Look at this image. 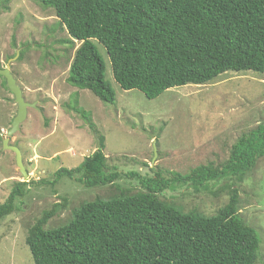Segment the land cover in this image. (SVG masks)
I'll return each instance as SVG.
<instances>
[{"label":"trees","instance_id":"16d2710c","mask_svg":"<svg viewBox=\"0 0 264 264\" xmlns=\"http://www.w3.org/2000/svg\"><path fill=\"white\" fill-rule=\"evenodd\" d=\"M10 1L0 0V9L8 10ZM38 2L54 10L68 42H80L66 81L89 89L103 102L112 103L114 91L104 80L105 64L91 39L106 49L118 85L138 89L150 99L171 87L207 83L228 70L264 73V0ZM69 106L96 133L76 97ZM99 143L75 167H59L51 179L32 182L54 185L67 177L87 187L113 185L120 173L106 164L101 138ZM263 155L264 122L242 133L220 165H197L169 178L159 172H129L140 185L135 192L121 189L84 200L66 222L45 228L61 205L55 203L28 227L25 243L34 264H255L259 238L241 216L237 181ZM225 178L235 180L228 201L212 214L184 211L159 197L171 184L203 186ZM28 182H15L0 203V220L14 211Z\"/></svg>","mask_w":264,"mask_h":264},{"label":"rangeland","instance_id":"374dc122","mask_svg":"<svg viewBox=\"0 0 264 264\" xmlns=\"http://www.w3.org/2000/svg\"><path fill=\"white\" fill-rule=\"evenodd\" d=\"M54 10L38 0H11L8 10L0 9V66L22 48L10 63V71L22 89L28 107L26 118L10 136L9 143L21 151L28 172L23 178L14 152L2 148L17 105L0 76V203L16 181H29L15 209L0 220V264H34L25 243L28 227L43 210L57 206L45 228L63 224L71 210L84 200L108 196L121 189L135 192L140 185L128 173H161L169 178L201 164H222L232 144L242 134L264 122V73L251 70L225 71L204 84H185L147 98L138 89H122L114 80L104 46L91 39L104 64V80L114 91L112 103L103 102L89 89L66 81L75 48ZM24 45V47H22ZM6 84V83H5ZM77 104L90 116L96 133L69 105ZM103 141L106 164L119 170L113 185L87 187L62 177L54 185L34 184L51 179L59 167L78 165ZM236 179V178H235ZM231 178L207 185L171 184L159 197L187 211L195 208L214 213L228 201ZM237 181V180H236ZM239 210L259 238L264 264V155L238 182ZM65 199V201L63 200Z\"/></svg>","mask_w":264,"mask_h":264},{"label":"water","instance_id":"95a60500","mask_svg":"<svg viewBox=\"0 0 264 264\" xmlns=\"http://www.w3.org/2000/svg\"><path fill=\"white\" fill-rule=\"evenodd\" d=\"M18 53L19 51L17 49L15 55L8 59L6 66H0V75L4 77L6 86L13 94L14 102L17 105V111L11 121V126L6 132V137L2 139V148L9 149L14 152L16 166L18 167V170L22 177L25 179L28 177V172L25 170V167L22 163L21 151L17 146L10 144L9 141L10 136L13 135L19 129L20 123L26 118L28 107H34L35 104L25 101L22 89L17 83L9 68L11 61L17 58ZM96 141V149H98L100 147L99 139L96 138Z\"/></svg>","mask_w":264,"mask_h":264}]
</instances>
